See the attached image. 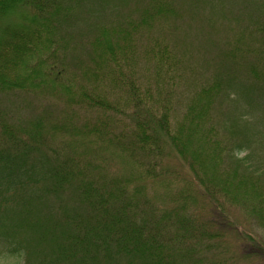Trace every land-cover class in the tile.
I'll return each mask as SVG.
<instances>
[{"label": "trees", "instance_id": "trees-1", "mask_svg": "<svg viewBox=\"0 0 264 264\" xmlns=\"http://www.w3.org/2000/svg\"><path fill=\"white\" fill-rule=\"evenodd\" d=\"M83 1L0 0V91L40 86L35 73L52 57L50 48L56 42L48 34L50 28L54 21L68 19ZM150 1L137 10L139 19L130 15L124 27L107 25L92 42L95 61L83 70L90 90L81 88L77 97L80 109L94 110L98 120L74 126L69 136L73 147L87 146L97 160L70 153L62 157L64 150L49 144L58 128L47 131L40 118L18 128L0 119V264H242L227 247L222 223L214 219L225 218L235 228L223 206L233 201L264 225V164L252 162L254 150L247 153L261 136L251 135L252 128L238 116L221 124L226 132L214 116L212 121V106L225 92L232 97L229 86H236L237 75H217L215 84L201 87L187 100L182 113L173 109L172 99L142 95L136 39L142 25L175 12L169 0ZM23 4L34 9V14L24 15L29 24L2 26V17ZM262 12L250 19L258 36V58L245 65L243 73L251 85L244 96L253 110L264 107V8ZM42 46L50 51L46 61L39 58ZM146 53L157 73L170 77L167 84L180 74L179 60L167 44L150 43ZM49 71L50 86L61 88L57 63H51ZM113 113L130 120L121 135L110 130L117 121ZM176 115L180 120L172 123ZM48 146L52 154L45 150ZM245 150L244 157L238 156ZM170 155L188 168L187 179L179 170L163 167ZM115 162L128 166L124 176H114L104 166ZM205 210L214 212L213 227ZM243 242L259 251L253 255L264 254V243L253 234L245 233Z\"/></svg>", "mask_w": 264, "mask_h": 264}, {"label": "rangeland", "instance_id": "rangeland-1", "mask_svg": "<svg viewBox=\"0 0 264 264\" xmlns=\"http://www.w3.org/2000/svg\"><path fill=\"white\" fill-rule=\"evenodd\" d=\"M169 1L172 2L175 12L166 18L163 17L151 22L148 27L142 25L139 39H136L138 52L135 59L139 58L136 62L139 63V79L143 81H140L139 84L142 95L146 94L145 92H151L154 100L165 98L168 102L172 99L173 109L182 113L183 110L186 111L187 100L192 98L201 87L215 84L214 78L217 75H237L236 80L233 81L236 86H229L232 97H225V92L218 98L214 108L212 106V121L214 116L218 120L220 128L223 122L231 121L237 116L239 120H244L243 123L247 122L252 128L250 130L251 135L257 132L261 136H257L256 142L254 141L251 148H248L247 153L254 150L252 152L255 153V157L252 162L258 167H263L264 107L253 110L251 103L247 102L244 95L250 93L251 89L248 86L251 85L249 83H247L248 86L246 85L247 80L243 73L246 74L245 65L257 61L258 58L255 48H259V46L254 44V37L257 38L258 36L254 34V30L250 26L252 25L250 19L262 15L264 0ZM150 2V0H84L75 11H72L68 19L54 21L53 27L48 33L53 40L56 39L50 48V51L53 50L49 57H52L47 58L46 55L48 54L46 53L49 50H46L45 46L40 47L43 49L39 58L45 59V61L47 58L46 63L39 66V73H35L39 75L40 86L27 91H0V119L7 126L10 124L18 128V126L24 127V125L40 118L46 125L47 131H52V129L55 131V126L58 128L56 139L50 138L49 144L64 150L61 154L62 157L70 153L71 156L81 155L86 161L97 160L87 152V146L75 144L73 147L70 143L72 136H69V129L72 130L74 126H80L90 119L93 122L98 120L97 112L94 110L87 108L89 111L87 112L85 109H80L82 104L77 97L81 88L85 87V90H88L90 86V82L84 80L83 70L89 66L93 67L95 61L96 51L94 52L92 42L99 36L102 29L105 31L103 27L111 26L112 23H121L124 27L130 15L139 19L140 15L137 10L149 6ZM33 12L34 9L31 6L20 5L14 12L2 17V26L7 24L22 28L25 26L24 23L29 24L24 15L34 14ZM106 31L111 34L109 28ZM48 34L46 37H49ZM111 39L113 40L112 37ZM156 42L167 44L179 60L180 74L174 79L172 78L170 84H167L169 76H160L157 73L155 61L146 55L150 43L154 45ZM46 43H48L47 40ZM252 51L254 52L252 53ZM51 63H57V67L62 70L59 78L62 82L59 84L61 88L50 86L53 84V82L50 84L49 76ZM29 64L32 66L33 61ZM132 66L133 64L131 68ZM131 68L128 67V71ZM246 88L248 91H245ZM54 91H56L55 94ZM240 96H244L246 99H239ZM71 99L76 102L75 105L71 103ZM113 115L114 120L117 119V121L113 123L110 130L121 135L122 127L126 126V121L130 122V120L128 116L122 113H113ZM178 120L180 118L177 115L171 118L172 123ZM126 130L128 132L127 127L124 131ZM39 140L40 143L44 144V139ZM44 148L52 154L53 148L49 149V146L48 149ZM94 149L98 150V147L94 146ZM32 153L37 155V153ZM245 155L246 150L238 153L240 157ZM34 156L31 155V157ZM50 156L52 157V155ZM161 164L163 167L170 168L171 171L179 170L183 175L182 178L187 179L188 168L183 165L178 157L165 156ZM104 166L114 176H124L128 170V166H124L123 162ZM178 183L180 184V182ZM172 188L176 189L175 187ZM161 192H163L162 189ZM162 198L164 199V197ZM199 206H201V200ZM211 206L212 204H209L207 208H211ZM223 206L224 210H227L226 214L231 222L236 226L235 228L228 226L225 218L216 217L214 219L215 224L221 225L222 223V230L226 232L227 247L243 259L240 260L242 264H264V254L253 255V251L257 253L259 251L252 249L250 243L244 244L243 242L244 234L249 233L253 234L257 241L264 243V225L249 216L243 208L244 206H240V203L231 201L226 205L223 204ZM205 211L203 215L213 227L214 212L213 210ZM226 254L228 253L226 252ZM247 254H252V256L244 258ZM1 260L9 261L3 257Z\"/></svg>", "mask_w": 264, "mask_h": 264}]
</instances>
